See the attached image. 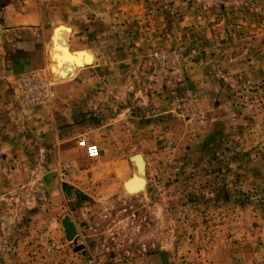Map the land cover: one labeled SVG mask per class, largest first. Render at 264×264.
<instances>
[{
	"label": "rangeland",
	"instance_id": "rangeland-1",
	"mask_svg": "<svg viewBox=\"0 0 264 264\" xmlns=\"http://www.w3.org/2000/svg\"><path fill=\"white\" fill-rule=\"evenodd\" d=\"M36 6L7 36L0 0V52L34 60L0 64V264H264V0ZM63 30L95 60L57 80Z\"/></svg>",
	"mask_w": 264,
	"mask_h": 264
},
{
	"label": "crops",
	"instance_id": "crops-1",
	"mask_svg": "<svg viewBox=\"0 0 264 264\" xmlns=\"http://www.w3.org/2000/svg\"><path fill=\"white\" fill-rule=\"evenodd\" d=\"M38 0H1L3 5V30L2 32L7 36H12L24 31H34V30H45V10H38L37 4ZM29 8V9H28ZM60 28H58L54 35L52 36V42L57 37V33ZM53 44V43H51ZM52 46V45H51ZM20 57L19 60L17 58ZM16 59L7 58L5 54L0 52V64L3 66L17 68L20 71L32 70L33 61L25 55H20ZM32 64V65H31Z\"/></svg>",
	"mask_w": 264,
	"mask_h": 264
},
{
	"label": "bare ground",
	"instance_id": "bare-ground-1",
	"mask_svg": "<svg viewBox=\"0 0 264 264\" xmlns=\"http://www.w3.org/2000/svg\"><path fill=\"white\" fill-rule=\"evenodd\" d=\"M66 31V30H65ZM68 31V29H67ZM69 32H67L68 34ZM63 35L66 36V32L63 30ZM66 38H60L58 48L55 50V43L57 42L56 39H54L53 42V49L50 50V59L52 63V68H51V73L54 75V77L57 80H61L63 78H70L72 77L74 70L78 69L80 67H84L86 65H90L94 63V55L93 54H86L83 57L84 58H79L76 56V54L72 53L70 49L68 48V45L66 43ZM69 60L70 65L69 67L64 66V61ZM142 161L141 158L137 159L136 166L141 167L142 169ZM143 171V170H141ZM143 174L140 173V175L136 174L134 175L133 178L125 182V187L127 188L130 193H135L141 190L145 189V184H144V178ZM68 222L72 223L70 220H67ZM74 226V225H73ZM67 229L72 232V227L71 225L67 224ZM75 230V229H74ZM75 235L73 234L71 236V240H74Z\"/></svg>",
	"mask_w": 264,
	"mask_h": 264
},
{
	"label": "built area",
	"instance_id": "built-area-1",
	"mask_svg": "<svg viewBox=\"0 0 264 264\" xmlns=\"http://www.w3.org/2000/svg\"><path fill=\"white\" fill-rule=\"evenodd\" d=\"M80 147L85 149L89 158L95 159L98 158L101 154V149L97 144L90 143L87 140H82L79 142Z\"/></svg>",
	"mask_w": 264,
	"mask_h": 264
},
{
	"label": "water",
	"instance_id": "water-1",
	"mask_svg": "<svg viewBox=\"0 0 264 264\" xmlns=\"http://www.w3.org/2000/svg\"><path fill=\"white\" fill-rule=\"evenodd\" d=\"M67 224L71 225L72 232L67 229ZM65 228H66L67 237H68L69 240H71V236L73 234L75 235V230H74L75 228H74L73 224L68 222L67 220L65 221Z\"/></svg>",
	"mask_w": 264,
	"mask_h": 264
}]
</instances>
